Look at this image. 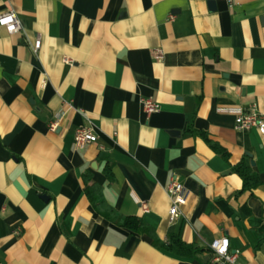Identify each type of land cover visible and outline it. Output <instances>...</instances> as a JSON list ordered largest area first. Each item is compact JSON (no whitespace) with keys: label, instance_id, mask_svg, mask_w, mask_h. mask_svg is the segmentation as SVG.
I'll return each instance as SVG.
<instances>
[{"label":"crops","instance_id":"obj_1","mask_svg":"<svg viewBox=\"0 0 264 264\" xmlns=\"http://www.w3.org/2000/svg\"><path fill=\"white\" fill-rule=\"evenodd\" d=\"M8 10L21 29L0 27V264H209L222 236L239 263L264 264V133L234 127L237 109L264 117V0H0ZM80 126L97 138L77 149ZM86 177L117 214L195 256L104 217ZM172 177L189 198L170 223Z\"/></svg>","mask_w":264,"mask_h":264},{"label":"built area","instance_id":"obj_2","mask_svg":"<svg viewBox=\"0 0 264 264\" xmlns=\"http://www.w3.org/2000/svg\"><path fill=\"white\" fill-rule=\"evenodd\" d=\"M231 2L233 0H226ZM0 27H3L9 34H14L20 31L21 24L13 10L0 13ZM41 45L40 34L37 33L33 42V51H37ZM162 51L155 49L153 57L156 60L162 58ZM65 61L70 62L68 59ZM140 105L143 113L148 116L151 113L158 111L159 105L151 98H141ZM57 126L55 121L49 123V129L54 130ZM234 127L237 130L247 131L251 128L257 129L260 134L264 133V117L258 112L255 104L247 110L237 109L234 118ZM96 135L91 126H80L74 130L73 140L77 149L84 148L87 144L96 141ZM167 194L170 199V206L168 209V221L174 222L181 216V208L184 206L189 198V191L175 178L172 177L167 187ZM20 230L16 229V233ZM209 264H241L238 262L239 250L231 249L229 240L226 236L219 237L213 240L210 245Z\"/></svg>","mask_w":264,"mask_h":264},{"label":"trees","instance_id":"obj_3","mask_svg":"<svg viewBox=\"0 0 264 264\" xmlns=\"http://www.w3.org/2000/svg\"><path fill=\"white\" fill-rule=\"evenodd\" d=\"M207 144L216 152L226 156V151L216 142L208 138L207 135L202 134ZM233 171L241 178L242 187L241 191L252 192L258 185L259 180L257 175L252 169L244 164V162L238 163L233 167ZM85 191L93 207L99 211L104 217L109 220L117 222L119 225L128 228L131 231L138 233H145L151 236L152 244L157 248L166 250L167 252L182 258H192L197 253V249L191 244H187L181 240L177 235L170 236L167 242H163L156 237L151 229H149L139 218L133 216H121L112 210L103 201L99 188L93 185H89L88 178H85Z\"/></svg>","mask_w":264,"mask_h":264}]
</instances>
